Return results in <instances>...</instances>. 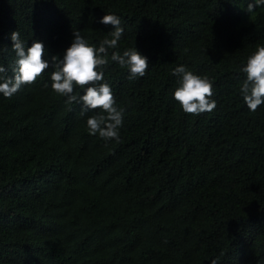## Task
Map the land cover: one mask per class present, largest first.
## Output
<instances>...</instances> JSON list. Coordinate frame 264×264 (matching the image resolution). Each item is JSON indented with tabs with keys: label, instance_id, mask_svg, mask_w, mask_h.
I'll use <instances>...</instances> for the list:
<instances>
[{
	"label": "trees",
	"instance_id": "trees-1",
	"mask_svg": "<svg viewBox=\"0 0 264 264\" xmlns=\"http://www.w3.org/2000/svg\"><path fill=\"white\" fill-rule=\"evenodd\" d=\"M252 0H0V66L12 75L11 33L43 43L49 69L0 94V264H264V105L251 112L240 71L264 46ZM121 19L123 54L104 81L124 109L119 142L89 134L82 104L51 88L53 56L80 31L99 47ZM183 66L208 77L216 108L186 114L173 97ZM75 93L84 94L76 87Z\"/></svg>",
	"mask_w": 264,
	"mask_h": 264
},
{
	"label": "clouds",
	"instance_id": "clouds-1",
	"mask_svg": "<svg viewBox=\"0 0 264 264\" xmlns=\"http://www.w3.org/2000/svg\"><path fill=\"white\" fill-rule=\"evenodd\" d=\"M264 6V0H252L247 4L246 12L254 13L257 7ZM104 25H111L113 31L107 33L97 48L81 36L80 31L73 32L74 39L63 58H51L52 71L50 74L52 90L67 98V103L82 104L81 115L88 110H101V114L90 116L86 125L91 135H97L105 140L119 142V128L123 123L124 109L117 106L112 89L104 81V70L109 62H115L129 72L128 79L143 77L149 68L148 59L134 47L123 51L109 50L118 48V42L124 34L121 19L116 15L105 14L100 20ZM12 50L16 54L12 75L0 66V94L10 98L22 86L30 85L49 69V62L44 59L43 43L33 41L31 47L21 40L18 31L11 33ZM4 51L0 48V52ZM240 71L246 79L240 85V95L251 112L264 105V46L257 45L241 66ZM173 75L180 77L173 97L186 114L200 115L211 112L216 108L213 84L208 77L193 74L183 66L174 69ZM79 87L84 94L75 93ZM215 264V261H213Z\"/></svg>",
	"mask_w": 264,
	"mask_h": 264
}]
</instances>
